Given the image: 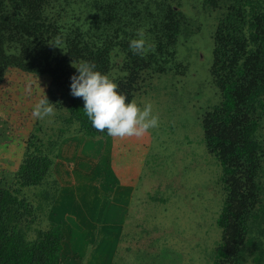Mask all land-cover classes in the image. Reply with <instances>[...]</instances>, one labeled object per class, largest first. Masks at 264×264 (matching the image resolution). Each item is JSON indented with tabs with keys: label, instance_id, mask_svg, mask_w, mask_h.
I'll list each match as a JSON object with an SVG mask.
<instances>
[{
	"label": "rangeland",
	"instance_id": "rangeland-1",
	"mask_svg": "<svg viewBox=\"0 0 264 264\" xmlns=\"http://www.w3.org/2000/svg\"><path fill=\"white\" fill-rule=\"evenodd\" d=\"M57 1L49 14L64 12ZM174 2L194 31L177 42L172 66L133 94L159 117L143 138L84 135L51 102L55 115L38 120L32 108L46 94L47 78L15 68L5 73L0 182L15 187L14 172L33 148L48 156L43 179L16 194L30 206L21 224L28 239L49 222L60 225L61 264H212L224 193L200 120L219 100L209 74L214 11L200 0Z\"/></svg>",
	"mask_w": 264,
	"mask_h": 264
},
{
	"label": "trees",
	"instance_id": "trees-1",
	"mask_svg": "<svg viewBox=\"0 0 264 264\" xmlns=\"http://www.w3.org/2000/svg\"><path fill=\"white\" fill-rule=\"evenodd\" d=\"M61 1L64 12L49 14L47 6L60 2L0 0V85L11 68L43 75L48 101L63 106L82 134L103 135L91 126L83 100L70 94V77L78 75L71 65L94 63L131 101L148 76L172 66L177 42L194 24L174 0ZM200 5L214 11L209 74L219 94L201 117L202 142L217 161L224 193L212 264H264V0ZM140 28L155 44L143 56L129 49ZM49 165L35 147L18 164L15 187L0 182V264H61L60 225L49 222L28 239L21 224L30 206L16 194L38 184Z\"/></svg>",
	"mask_w": 264,
	"mask_h": 264
},
{
	"label": "clouds",
	"instance_id": "clouds-1",
	"mask_svg": "<svg viewBox=\"0 0 264 264\" xmlns=\"http://www.w3.org/2000/svg\"><path fill=\"white\" fill-rule=\"evenodd\" d=\"M136 37L129 41L133 54L143 56L155 50V44L146 39L145 28L137 29ZM71 66L78 75L70 77V94L83 100V112L95 130L120 140L140 139L159 126V117L153 113L151 102H146L141 108L135 99L129 101L127 96L117 91L118 85L109 75L95 70L94 63L82 60ZM31 114L38 120H44L55 115V107L43 95L34 104Z\"/></svg>",
	"mask_w": 264,
	"mask_h": 264
},
{
	"label": "crops",
	"instance_id": "crops-1",
	"mask_svg": "<svg viewBox=\"0 0 264 264\" xmlns=\"http://www.w3.org/2000/svg\"><path fill=\"white\" fill-rule=\"evenodd\" d=\"M110 214H111V212H110ZM113 214H114V213H113ZM116 214L120 216V213H116ZM116 223H117V220H116Z\"/></svg>",
	"mask_w": 264,
	"mask_h": 264
}]
</instances>
